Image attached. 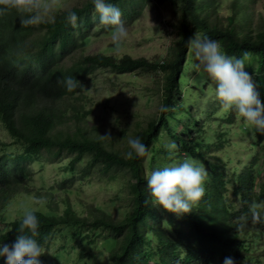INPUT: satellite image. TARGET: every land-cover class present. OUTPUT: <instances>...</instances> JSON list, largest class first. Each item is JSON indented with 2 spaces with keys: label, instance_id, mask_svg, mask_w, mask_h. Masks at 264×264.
Instances as JSON below:
<instances>
[{
  "label": "trees",
  "instance_id": "obj_1",
  "mask_svg": "<svg viewBox=\"0 0 264 264\" xmlns=\"http://www.w3.org/2000/svg\"><path fill=\"white\" fill-rule=\"evenodd\" d=\"M138 1L109 0L119 5L127 19L133 17L131 14L136 8H126L125 4ZM167 2L177 16L171 32L165 29L170 37L160 62L155 61L157 58L126 53L116 56L87 52L86 45L92 37L113 31V26L100 24L99 30L94 26L99 20L92 0L58 8L53 21L41 19L32 25H23L20 20L28 14L23 9L35 4L34 0H19L18 6L0 2V8H7L10 13V19L5 13L0 14V123L19 144L10 147L0 141V199L4 201L14 193L25 195L29 190L20 187L29 174L28 164L49 156L65 159L58 166L62 170L59 174L62 184L83 181L96 172L111 173L109 178L114 179L117 171H121L122 180L117 185L126 189L125 203L117 204V195L110 200V205L92 206L87 215L74 208L77 203L48 195L51 190L44 186L42 190L46 194H34L39 202L28 209H34L38 218L35 239L42 249L48 250L49 243L60 234L76 244L87 241L90 246L85 259L97 261L95 252L105 251L103 264H222L225 257H231L234 264H264V252H261L264 248V134L255 132L244 121L237 122L231 117L239 113L225 108L215 110L218 114L222 110V115L230 114L219 125L237 122V128L202 129L201 120L191 121L189 115L184 127L178 131L173 128L177 126L173 123L174 115L178 110L181 115L179 106L183 102L184 87L196 81L210 88L208 84L213 83L193 55L191 38L214 39L227 55L241 57L247 52L244 58L250 66L247 72L264 102V17L258 24L253 23L255 0ZM68 9L76 13L74 24L65 18ZM73 50L80 52L78 58L61 59ZM96 67H108L116 73L135 75V71H140L162 75L157 112L144 126L127 133L128 138L138 136L145 144V152H149L147 166L143 164V155L133 153L131 158H125L128 138L120 142L110 136L93 134L85 126L91 110L84 107L81 87L66 90L64 76L73 75L82 85L86 75ZM195 67V79L189 81V71ZM217 106L222 104L216 98ZM209 111L208 114H216ZM67 122L72 124L64 126ZM170 144L175 147L170 148ZM228 145H238L232 149L233 153L241 148L248 151L240 164L237 162L240 156L231 155ZM186 157L205 165L201 166L206 173L202 197L192 210L181 215L153 206L145 180L149 172L145 168L151 170L154 163L162 167L163 161L157 163L158 160H165L170 166ZM91 168L96 171L90 172ZM64 191L71 193L74 189ZM23 210L21 207L9 221L2 217L0 223L6 222L0 227V241L10 243L15 238ZM114 212L117 216H113ZM241 216L246 219L244 227L238 228ZM96 248L99 250L93 251ZM40 257L59 261L56 251L52 255L43 252ZM0 264H3L2 257Z\"/></svg>",
  "mask_w": 264,
  "mask_h": 264
},
{
  "label": "rangeland",
  "instance_id": "obj_2",
  "mask_svg": "<svg viewBox=\"0 0 264 264\" xmlns=\"http://www.w3.org/2000/svg\"><path fill=\"white\" fill-rule=\"evenodd\" d=\"M81 0H41V3L47 4V10H38L42 18L50 19L53 15V11L59 7V9L69 8L72 6L80 5ZM225 3L229 0H221ZM119 5H116L118 8ZM126 8L134 7L136 12L132 13V18H125V14L121 13V20L126 26L127 36L118 46L113 43L111 36L112 32L98 34L92 37L91 41L86 45L87 52H103L106 54H113L120 56L122 54H130L133 57L145 56L147 58H157L155 61L160 62L162 54L168 44L172 24L175 21L177 15L173 14L172 7L167 0H139L136 4H125ZM253 23L258 24L264 17V0H255L252 5ZM99 24L96 26L99 29ZM164 27V29L162 28ZM96 30V29H95ZM64 60L69 61L76 59L80 56V52L73 50L69 54L64 55ZM248 61L245 59V70L250 67ZM196 64V63H195ZM194 70L196 67L191 69L189 75V81H192L194 76ZM160 73V72H159ZM158 72H140L135 71V75L130 72L116 73L110 68L104 69L93 68L90 73L85 77L84 82L81 86L83 96L84 107L89 108L91 112L87 115L85 120V126L90 130L93 129V134L103 135L105 133L108 136L114 138L116 141H123L128 138L127 134L130 130H134L139 125L144 126L147 121L152 118L158 110L160 103L159 88L163 80L162 75ZM162 74V73H161ZM205 80V78H203ZM208 84L210 88L206 87L203 82L187 85L184 87L183 102L179 106V110L174 115L173 123H177L176 127H173L178 131L184 127L187 115L189 119L194 121L195 119L201 120L199 127L202 129L207 128H237L238 121H244L243 118L238 114L232 116L236 123H232L227 126L219 125L220 120L224 117H229V113L222 115L221 111L219 114L216 113L217 109H223V106L215 107V84ZM85 97V98H84ZM210 110V111H209ZM216 110V111H215ZM216 114H208V112ZM218 114V115H217ZM180 117L181 123L178 122ZM179 123V125H178ZM71 122L64 123V126L71 125ZM127 131H123L125 129ZM203 133V132H202ZM201 133V134H202ZM212 134V132H207ZM164 134V133H163ZM167 135V133L165 134ZM0 139L9 141L10 138L6 131L0 125ZM238 148V145H228V149L231 151V155L240 156L237 161L239 164L244 160V156L248 154V151L238 149L234 151L233 148ZM215 153V152H214ZM48 156V153H44ZM66 154V152H64ZM221 155L222 153H217ZM149 152L146 151L143 154V164L147 163L146 157ZM69 156V155H68ZM176 155L173 154V157ZM65 159L60 160L56 157L49 156L48 159L40 162H32L29 167L31 169L30 176H26L24 179L26 188L29 190L23 194H17L15 197H9L6 200H0V221L5 216V220L17 216L20 208H33L39 202L33 195L34 194H46L42 187L51 190L47 193L56 199L67 198L70 204L77 203L74 208L80 210L82 214L87 215L88 209L97 204H108L110 200L115 199L118 195L117 204H124L127 200L126 190L120 188L117 185L122 180L121 171H117V178L110 179L108 175L99 177L100 172L91 173L88 179L83 180V184L90 181L89 185L82 186L80 193H67L64 189L76 190L74 181L69 183L65 187H60V169L58 166L63 163ZM163 166L168 165L165 160ZM43 162V164H41ZM232 164V163H231ZM146 169V168H145ZM92 171H96L93 169ZM76 184V185H75ZM110 184H114L110 186ZM23 190V189H22ZM61 207V206H60ZM169 212V211H166ZM113 216H117V213H113ZM1 222L0 227L4 226ZM55 241H52L43 250L47 255H52L54 251L57 252L59 258L58 262L53 260L43 259L38 257L41 264H103L105 259V251L101 254L95 252L97 261L91 259H85V253L87 252V246L90 244H76L67 241L62 235L56 234ZM99 250V248L94 249ZM92 251V252H93ZM264 252V248L263 251ZM83 253V254H81Z\"/></svg>",
  "mask_w": 264,
  "mask_h": 264
},
{
  "label": "clouds",
  "instance_id": "obj_3",
  "mask_svg": "<svg viewBox=\"0 0 264 264\" xmlns=\"http://www.w3.org/2000/svg\"><path fill=\"white\" fill-rule=\"evenodd\" d=\"M34 1L36 2L35 4L26 6L23 9L28 14L21 18L20 23L23 25H32L39 23L41 19L53 21L54 12L58 11L59 7L53 11L50 19H45L42 18L39 11L33 12L32 9L46 11L48 5L41 3V0ZM0 2L11 4L12 6H18L19 4V0H0ZM92 6L94 11L98 13L100 24L113 26L111 39L118 46L127 36L126 26L121 20L119 8L109 2V0H92ZM1 13H5L10 19V13L7 8H0ZM65 18L69 23L74 24L77 19L76 13L68 9L65 11ZM189 41L198 65H202L203 71L215 82L214 94L222 106L225 109L236 111L243 118L247 126L257 133L264 134V102H262L259 92L253 85L251 75L245 70L244 58L248 56V53H242L241 57L227 55L216 40L207 37H203L202 39L191 38ZM61 59L64 60L63 58ZM63 84L67 91H72L73 89H77L78 86H82L73 75L64 76ZM81 93H83L82 88ZM0 125L10 138L9 141L2 139L0 141L10 144L8 145L10 147L19 146V144L15 143L9 131L4 127V124L1 122ZM100 136L104 137L108 135ZM127 145L129 150L124 153L125 158H131L133 153L137 156H142L145 153V144L141 142L138 136L129 137L127 139ZM169 147L174 148L175 146L170 144ZM32 162L28 164V167ZM147 164L148 161L145 166ZM201 166H205L204 163H200L199 165L193 159L186 157L170 166L158 167L154 163L151 170L146 167V170L149 172L145 177L146 187L152 205H158L164 210L177 215L188 213L192 210L193 205L199 201L204 193L203 181L206 173ZM92 170L91 168L90 172ZM30 171L27 176H30ZM110 174L99 175L101 177L105 175L110 177ZM59 179L63 187L73 182L62 184V178L59 177ZM74 182L77 183V185L75 184L76 190H74V193H77V191L80 193L82 191L81 187L87 185L90 181L87 180L84 184L82 181L75 180ZM113 185L110 184V186ZM25 187L24 181L20 188ZM10 197H15V193ZM3 205L4 203L2 205L0 204V206ZM252 215L253 219H255L257 214L254 211ZM245 219L244 216L240 217L239 223L237 224L238 228L244 227ZM38 224L39 221L35 215V210L24 209L17 225L15 238L10 243L0 241V257L3 258V264H41L38 257L43 253V249L41 244L35 239L38 234ZM87 243V241H80L81 247L84 246L82 244ZM222 264H234V261L231 257H225Z\"/></svg>",
  "mask_w": 264,
  "mask_h": 264
}]
</instances>
